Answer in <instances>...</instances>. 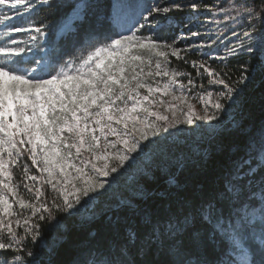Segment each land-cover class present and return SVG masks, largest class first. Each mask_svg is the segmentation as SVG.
<instances>
[{
  "label": "snow or ice",
  "instance_id": "1",
  "mask_svg": "<svg viewBox=\"0 0 264 264\" xmlns=\"http://www.w3.org/2000/svg\"><path fill=\"white\" fill-rule=\"evenodd\" d=\"M53 3L0 0V264H264V119L252 131L242 119L223 123L228 109L246 107L238 85L254 81L253 72L264 76V29L233 30L238 47L224 56L211 54L215 40L195 42L208 27L202 8L216 24L217 16L255 20L256 9L241 0L136 4L126 24L65 59L58 44L48 46L49 24L6 23L22 16L20 6L33 12ZM71 7L60 38L78 31L91 5L75 0ZM184 7L191 13L180 34L171 43L161 40L156 30L179 27L168 14ZM260 13L264 19V5ZM238 51L253 63L246 61L232 82L226 61ZM190 52L207 59L189 61ZM171 58L190 64L195 77L170 67ZM215 60L224 67H213ZM192 136L207 138L208 146L186 148ZM153 152L175 169L165 173L166 188L145 185L135 198L117 200L101 214L99 228L79 240L62 234L39 251L29 245L42 238L40 222L51 221L53 209L78 213L104 196L109 178L136 154ZM45 185L55 193L50 200ZM96 221L93 212L87 222Z\"/></svg>",
  "mask_w": 264,
  "mask_h": 264
},
{
  "label": "trees",
  "instance_id": "2",
  "mask_svg": "<svg viewBox=\"0 0 264 264\" xmlns=\"http://www.w3.org/2000/svg\"><path fill=\"white\" fill-rule=\"evenodd\" d=\"M250 1L258 12L259 16H261L260 8L262 5H264V0ZM74 3L75 0H54L53 6L44 8L38 7L36 11H33L31 13V15H28V19L31 18L37 24L43 21L51 26L50 31L52 34L50 36L52 42L53 44L59 45L61 54L65 59L69 58L71 55L76 54V51L81 46L86 47L90 43L102 39L104 36L110 34L113 29L116 28L109 20H107V17H105L104 15H100L99 11L96 10L97 7L105 6V9L102 10V12L105 15L110 14L112 8L111 0H88V3L91 5V7L88 10L87 18L82 23L78 24V31H76L72 35L64 36L63 38L57 37L58 31L62 26L64 19L71 13V6ZM180 12V10L171 11V13L173 14L172 17L177 21L183 19L182 17L184 16V14ZM262 20L264 22V19ZM190 56L195 57V55L192 54ZM246 61L248 62L249 66H251V64L253 63L250 57L246 55L241 59L232 60L227 66L226 71H228L231 75H235L238 73L240 74L242 71V65ZM185 66L191 68L190 64H185ZM176 67H178L180 70H182L183 68L178 62L176 63ZM252 75L255 77L254 81H250L246 85H238V87L243 88L241 96L243 100L246 101V107L243 111L235 107V119H242L248 126L249 131L258 129L261 120L264 119V110H262V97H264V76L258 75L256 72H253ZM232 79H236V76H234V78ZM229 131H231V127H229ZM229 139L232 141H236L239 139V137L233 135L229 137ZM200 145L201 147H207L208 141H203ZM26 162L31 165V161L28 160L27 157ZM161 165L163 167L165 166V168H163ZM161 165H156L155 167L154 165H151L145 172L139 173L136 178V187H134L135 191L125 192L122 190L123 198H135L138 189L144 187L145 185L157 190H163L164 188H166V181L168 179V176L165 173L169 169H171V167L165 164ZM32 168L34 169L33 171L37 172L35 166H32ZM171 170L175 171L174 168ZM17 176H19L18 172ZM186 177L187 173H181L177 175V180L183 182ZM117 200L114 201L116 202ZM112 204V201L104 203V205L102 204L103 207L99 208L100 212L96 213L97 221L92 223L87 222L91 217L83 216L77 213H72V215H69L66 212H56L55 209H53L54 218L51 221L40 222V230L43 233L42 238L38 242L29 241V245L34 246V249L39 251L43 243L51 244L56 241L62 234L69 237V242L79 240L87 234L88 230L99 228V220L101 218V214L106 212V210H108ZM19 231H22V229H20ZM65 247H67V245H65ZM62 258L63 254L61 251V255L58 257V259Z\"/></svg>",
  "mask_w": 264,
  "mask_h": 264
},
{
  "label": "rangeland",
  "instance_id": "3",
  "mask_svg": "<svg viewBox=\"0 0 264 264\" xmlns=\"http://www.w3.org/2000/svg\"><path fill=\"white\" fill-rule=\"evenodd\" d=\"M111 2H112V8H111L110 14L105 15L102 12V10L105 9V6L97 7L96 10L99 11L100 15H104L105 17H107V20H109L112 23V25L117 28L120 24H126L128 22L129 17L132 15V13L134 11V7H131V6H135L136 4H144L148 7H151L154 3L157 2V0H111ZM178 2L184 4L187 2V0H178ZM203 2L207 3L209 5H213L216 3V0H203ZM221 2L223 3V0H221ZM241 2H247L250 6L254 7L250 0H241ZM117 4L120 5V7H114V5H117ZM173 10H175V9H173ZM20 11L22 13V16H20V17L13 16V19L6 22L7 25H9V26H20V25L27 26L28 21H29L28 15H31L32 12H24L23 6H20ZM180 11H181L180 13H183L184 16L182 17L183 19L179 20V21L175 20V18L172 17L173 14L171 12L168 14V16H170L172 18V23L175 25H178L179 27H175L172 29L165 27L163 30H156V34L159 36V38L161 40H166L167 42L171 43L172 40L175 39L180 34V28L183 27V24L186 21V17L191 13V9L189 7H184ZM71 13H72V11H71ZM210 16H211L210 12L205 11L203 8L200 10V21H201V23H203L207 20L208 21V27H207V29H200L201 37L199 39H196L195 42L197 44H199L200 42L211 43V40H215L216 43L213 45L212 50H211V54L213 55V57L226 55V49L231 48L234 45L238 47L236 37H234L232 35L233 30L236 33L240 34L243 31H245L248 28V25H250V24H254L255 27L257 28V30L264 29V22L260 18L258 12H257V19H255V20L245 19L242 17V18L237 19L235 21H225L222 16H217V20L220 21L219 24L211 22ZM65 19H64V21H65ZM64 21H63V23H64ZM3 30H4V26H0V31H3ZM193 30H196V29H193ZM144 34L147 35L149 33L146 32ZM185 35H187V33H185ZM13 36L17 40H23V39L27 38V34H25V33H13ZM57 37H60V36L57 35ZM40 42L44 43L43 40H41ZM190 43H192V40L183 41V42L178 41L177 46L180 48H184L187 46V44H190ZM52 45H53V42H52L51 36L49 35L48 36V46L51 47ZM200 51L204 52V51H209V50L208 49H202ZM191 54L195 55V57L190 56ZM246 55H247L246 53L238 51L237 55L228 56L227 61H226L227 66L229 65V63L232 60L241 59L242 57H244ZM198 58L199 59H207V57H205V56H199L198 57L196 52H190L189 55L186 57V59H188L189 61L195 60ZM171 60H172V63L170 65V67L177 68L178 70H180L178 67H176V63L178 62L183 67L181 71L191 72L192 75L195 77V70L192 67L191 68L186 67L185 63L182 60L177 61L175 58H171ZM209 63L212 64L213 67L223 68L225 62H222L220 60H215L214 63L212 61H209ZM230 76H231V78H234V76H236V79H232V82H235L236 80L239 79L240 74L239 73L235 74V75L230 74ZM181 79H184V78L181 77ZM197 82H198V84L204 83L206 87L208 86L207 79L200 81L199 78H197ZM212 87H219V86H212ZM192 103L197 104V102L195 100H193ZM199 107L200 106L197 104V108H199ZM235 118H236V108L235 107L230 108L227 110L226 113H224L223 123L225 125H227L231 120H233ZM203 141H208V140H207V138L201 140L199 136H192L188 139L185 147L194 149L197 142L202 144ZM173 151H175V149H173ZM24 162H26V155H25ZM26 163H28V162H26ZM161 164L168 165L169 167H171V169H173L171 161L167 157H161L156 152H153L150 156H146L143 153L136 154V159L134 161H130L125 166V168L121 170V172L119 174H114V177H115L114 180L112 177L109 178V180L112 182L111 187L108 189V191L104 194L103 197H101L95 201L90 202L88 205H86L83 208H80V211L78 213L77 212H73V213H77V214H80L83 216L91 217L93 212H95V213L100 212L99 208L103 207L104 203L112 201V203L114 204L115 203L114 200L124 199L122 196L123 195L122 190L125 192H128V191L134 192L135 191L134 187H136V178H137V175L139 173L145 172L149 168V166H151V165L152 166L154 165V167H155L156 165H161ZM29 166H30L31 171L33 173L39 174V173L33 171L34 169L32 168V165L29 164ZM163 168H165V166ZM45 189H46L47 195H48L49 200H50L52 198V196L55 195V193H53L52 190L47 185H45ZM21 192L25 196L26 199L29 198V194L27 193L26 190L21 188ZM105 206H108V205H105ZM19 230L20 229H18V231Z\"/></svg>",
  "mask_w": 264,
  "mask_h": 264
}]
</instances>
